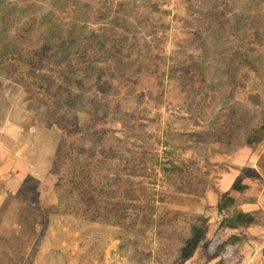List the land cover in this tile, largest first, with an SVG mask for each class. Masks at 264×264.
<instances>
[{"label": "rangeland", "instance_id": "1", "mask_svg": "<svg viewBox=\"0 0 264 264\" xmlns=\"http://www.w3.org/2000/svg\"><path fill=\"white\" fill-rule=\"evenodd\" d=\"M5 1L6 4L11 2L1 12L0 32L5 27L7 31H15L16 24L7 26L4 21L16 19L23 4H40L43 0ZM103 1L84 7L80 5L82 10L77 17L65 18L64 34L68 39L78 40L76 45L83 49L89 42L83 39V32L87 29L94 34L91 40H95L96 45L95 51L89 48L90 43L87 50H81L83 55L79 61H71L62 80L57 79L52 85V88L60 89L61 98L66 103L59 99L50 104L49 99L34 100L33 92L9 80L7 71L0 68V128L3 129L0 148L5 150L0 154L1 161L17 157L11 153L15 150L26 160L25 172L31 178L27 174L24 177L27 176L26 180L29 179L40 192V206L62 211L52 213L44 229L41 212L33 222L27 216L26 223L0 224L1 234L10 237V244L0 240V264H129L136 239L143 237L145 243L142 247L145 249L153 250L158 243L155 230L144 235L137 226L140 223L132 226L125 222L113 224L84 219L62 209L68 201L62 200L59 191L58 168L63 157L55 156L62 130L82 141L83 147L92 143L96 131L103 126L114 128L115 135L127 136V145L131 146L127 147L128 153L124 157L126 163L112 168L111 173L117 176V180L134 185L138 192L140 188L156 191V198L152 201L156 221L176 219L184 222L190 218L202 224L221 214L209 204L203 206L208 197L206 194L186 191L178 184L169 186L162 178L160 166L151 168L149 160L145 161L147 154L157 153L164 157L163 143L156 137H162L164 141L165 131L180 135L190 128L202 135V139H207L205 144L208 145L213 133L227 130L235 116L247 115L248 121L241 119L240 122L249 126L264 114V95L248 99L223 97L231 91L225 71L234 51L228 35L229 26L234 28L252 62L264 60V0H113L112 8L120 1H128L132 7L125 5L130 10H125L119 20L97 18L98 6ZM44 5L42 9L52 8L49 0H45ZM37 13L38 10L28 11L26 15ZM120 32L123 34L114 41L112 35ZM126 36L131 40L127 44L134 47L128 48L122 42L121 38ZM35 45H38L36 41L25 44V47ZM135 67L139 75L134 82L123 78L127 70H135ZM36 72L59 75L49 65H36ZM239 77L243 89L251 90L257 84L252 75L246 79L245 74ZM165 102L170 107L165 108ZM116 114L122 118H117ZM9 123L16 128L24 125L21 128L24 134L18 144L17 130L5 129ZM239 135L238 139L242 137ZM170 139L185 140L183 137ZM14 142L17 144L15 148ZM239 146L240 143L231 146L233 151L220 157L221 165L235 169L245 163V174H250L247 169L251 164L262 166L259 161L264 147L245 143V151L239 152ZM91 152H94L93 147ZM181 154L188 159L192 148L184 150L182 147ZM127 161L133 166L126 165ZM1 169L5 171L4 165ZM236 178L234 174L230 180L223 181V187L228 186L230 193ZM247 178L254 184L258 182L253 175L245 176V180ZM216 187L223 188L219 184ZM239 193L233 190V194ZM21 197L24 199L26 194ZM234 210L230 208L227 212L232 223ZM123 211L134 212L130 209ZM230 226L224 238L230 237V233L236 234L234 225L230 223ZM255 232L245 234L251 240H232L231 246L223 252L227 259L215 261L216 257L212 258L209 251L200 249L187 264H228L232 260L240 264H262L264 229ZM35 243L38 247L31 256Z\"/></svg>", "mask_w": 264, "mask_h": 264}, {"label": "trees", "instance_id": "2", "mask_svg": "<svg viewBox=\"0 0 264 264\" xmlns=\"http://www.w3.org/2000/svg\"><path fill=\"white\" fill-rule=\"evenodd\" d=\"M97 1L49 0L52 8L46 9H42L45 6V0L41 1L40 4H37V2L27 5L23 4L16 19L4 21V24L7 26H10L12 23L16 24L15 31H7V27H5V30L0 32V68L7 71V78L27 89V91L33 92L35 94L34 100L45 99L48 101L49 99L50 104L52 102L55 103L56 99H59V101L63 100L66 103L61 98L60 89H54L52 85L57 79L62 80L65 68L71 61H79L80 56L83 55L81 52L83 49L87 50L89 43V48L94 49V51L96 50V45L94 44L95 40H91L94 34L90 33L87 29L83 32V39H87L89 42L83 46V49L76 45L78 40L68 39L64 34L65 18L77 17L82 10L80 5L84 7L89 3ZM10 2L7 1L6 4L5 0H0V19L3 17L1 14L2 10L10 5ZM112 5L113 0H104L102 4H99L97 18L104 19L105 17H110L109 19L119 20L125 10H130L128 6L131 7L128 1H120L114 8H112ZM125 5L128 6L125 7ZM15 6L16 4L14 3L13 7ZM36 10H38L37 15H26L28 11L35 12ZM229 28L228 35L232 40L234 51L230 56V60L226 63L225 71L227 73V80L231 84V91L227 92L225 94L227 96L223 95V97L248 99L252 96H263L264 60L260 59L259 63L258 61L256 63L252 62L248 58L245 46L238 39L239 36L235 33L234 28L232 26H229ZM115 33L112 35V39L115 38L114 41L117 40L119 34L122 32L117 35ZM121 39L128 48L135 46L127 44L130 43L128 41H131L128 40V36ZM35 41L38 45L30 48L25 47V44ZM245 41L247 40L245 39ZM21 55H25L27 58ZM36 65H49L59 75L37 73ZM242 74H245V79L252 75L257 80V84L253 89L246 90L241 87L239 75ZM117 118L121 119L122 116L120 115ZM232 119L233 121L230 122L229 128L218 136V138L225 142V149L239 144L241 138L245 143H254L264 147V114L260 115L255 124L249 126L248 124L242 125L240 122L241 119L248 121L247 115H237ZM53 121L57 123L56 120ZM239 134L242 136L240 139H238ZM172 137H178V135L176 133L171 135L168 131H165V140L162 144V147H164V157L161 158L157 153L153 155L147 154L145 161L149 160L148 163L151 165V168L160 166L162 178L169 183V186L178 183L194 187H207L210 182L209 172L205 170H189L183 162L179 163L176 160L178 156L177 148L174 147L176 144L170 141ZM156 139L160 140L158 137ZM127 141V136L115 135L114 128L103 126L96 131L92 143L89 142V144L87 143L83 147L82 141L62 130L60 140L55 147V156H58V158L63 157L58 168V174L61 198L62 200L68 199L62 205V209L66 213H71L84 219L101 220L113 224L125 222L136 226L137 223H140L137 226L140 228H138L139 230L142 229L144 231V235L147 232L151 233L152 230H155L158 238L155 249L143 248L142 246L145 243L143 237L136 239L129 264H187L199 249L210 251L212 258L217 257L221 250L232 240L237 242L245 241L243 230L253 225H264V210L243 211L236 206L233 217L241 227V231L240 233L231 235L228 239L219 236L218 230L216 229L217 232L214 231L215 227H212L206 221L202 224L193 223L191 219H188L186 222L181 220L156 221L153 215L154 203L152 202L156 198V191L140 188V192H138L134 185L117 180V176L111 173L112 168H118L123 163H126L124 157L128 153L127 147L131 146L127 145L129 143ZM92 147L94 148L93 153L91 152ZM75 149L77 151H74ZM2 152L3 150H0V153ZM173 154L175 156H171ZM260 155L261 159L259 162L264 166V151ZM16 158L13 156V159ZM13 159H11L12 163L8 166L9 173L13 176L11 187H9L8 200L11 198L9 202L13 207L20 206L21 216H24L23 218L20 216V219H23V223L28 222L26 220L27 216L31 218L30 222L35 221L41 212L42 220L44 221L42 229H44L48 224L50 215L52 213H61L62 211H57L52 207L40 206V192L32 186L29 179L26 180V177L29 175L28 173L24 172L23 175L27 174L26 177L17 175L22 172L19 170L22 163L20 161L16 165L17 160ZM1 160L0 157V167L3 165L6 167L8 160ZM127 162L128 164L126 165H129V167L133 166L131 165V161ZM24 167V170L27 171V163H25ZM0 178L3 180L1 174ZM232 187L242 191L246 188V184L242 183V177L239 176L234 181ZM22 194H26L24 199L21 197ZM219 196L218 205L223 211H226L230 206L237 203V199L230 191L221 192ZM251 199L255 201L257 200V196H252ZM123 209H130L134 212L127 213ZM3 210L0 208V224L4 213ZM41 234H43V231ZM212 234L213 238L210 237ZM0 240L8 241V244H10V237L2 235L1 231ZM37 247L38 245L35 243L31 250V256L35 253L34 250ZM31 256L29 257L30 259ZM228 264L240 263L231 262Z\"/></svg>", "mask_w": 264, "mask_h": 264}, {"label": "crops", "instance_id": "3", "mask_svg": "<svg viewBox=\"0 0 264 264\" xmlns=\"http://www.w3.org/2000/svg\"><path fill=\"white\" fill-rule=\"evenodd\" d=\"M138 75H139V73L137 72V68L135 67V70H132V71L127 70V72L125 74H123V78L125 77V79L131 80L134 82L136 79V76H138ZM197 85L200 86L201 82L198 81ZM24 95H25V93H24ZM199 98H202V97L199 96ZM22 127H24V125H20L19 127L16 128V127L11 126L9 123V127L5 128L8 131H9V129H14V128H15V130H17V135H18V138L16 140L17 144L20 142L22 134H24L23 129H21ZM193 130H195V129H193ZM193 130H191L189 128V129H187L186 132H184V131L180 132V135H178V137H183L185 140H176V139H175V141H174V139L170 140V141L175 142V144H176V146H174L175 148H177L176 150L178 151V156H177L178 158L176 160L179 163L183 162V164L189 170H194V171L205 170V171L209 172L210 182H209V185L205 188L194 187V186H189V185H185V184H178V183L177 184L180 186L179 188H184L186 191H189V190L195 191L197 193H201V195L204 193V195L206 194L208 196L204 200L203 203L205 205H203V206L205 207L209 204L211 209L214 208V210L218 211L219 214H221V215L219 217L212 216L208 220H206V222L210 223L212 225V227H215L214 231H216V229L218 230L219 236L224 238L225 235L228 234L227 230H229V227L231 228L230 223L234 225L233 229L235 231H237L236 233H240L241 227L234 220V217H233L234 211L231 213L233 223L228 220V217H227L228 213H229L228 211L230 210V208L235 209V206L238 209L243 210V211H254L257 209L264 210V166H257V164H251V168L247 169V173H250L251 175H253L254 179H256L258 182L256 184H254L248 178L246 179L247 182H245L246 181L245 176H251L250 174H245V163H241L242 165H240L238 168H235V169H233L230 165H225V164L221 165V163H220V157L221 156H225V155L228 156L229 153L231 151H233V148L225 149L224 145H223L224 143L222 142L223 140L221 141V139L218 138V136L226 130L218 131L215 134L213 133L212 140L211 141L209 140L210 142L208 143V145H206L207 139L206 140L202 139L201 138L202 135L197 133V131L195 132ZM2 131H3V129L0 128V134L1 135L3 134ZM173 134H175V133H173ZM204 138H206L205 135H204ZM162 140H163V138L160 137V142L163 143ZM16 143L15 142L12 143V144H14L13 148H15V146L17 145ZM240 144H241V146H239L238 151L244 152L245 151V141L244 140L241 141ZM182 147L184 150L186 147L192 148L191 157L186 159L187 157H185L184 155L181 154L182 153ZM19 148H20V146H19ZM201 148H206V150H203ZM0 150H3V149L0 148ZM4 151L5 150H3V152ZM9 152H10V149H9ZM11 153L14 155L16 154V156H17L16 159H13V160H17L15 163L16 165L20 161L22 163V166L19 167V170L22 172H20L17 175L24 176L23 174L25 172V170H24L25 167H24L23 162L24 161L26 162V160L24 158H21L20 155L17 152H15V150H12ZM183 154H184V152H183ZM171 156H175V155L173 154ZM243 156H242V158H244ZM187 160H188V162H187ZM11 163H12V160L7 161V166L5 167V171H3L0 167V171H2V172H0V174H1V177H3V180L0 178V191L3 192V194L0 192L2 194V197H1L2 199H0V208L4 209L3 210L4 213L2 215L1 225H4V224L9 225L11 223H17V222L23 221V219H20V216H21V210L19 209L20 206L13 207L8 200V193L10 191L9 187H11V181L13 180V176L9 173V168H8V166ZM234 174L237 177H239V176L242 177V183L246 184V188H244L242 191H240V190L234 189L231 186V188H232V189H230L231 194L235 196V198L237 199V203L235 205L230 206L226 211H223V210L221 211L220 206L218 205V199L220 197L218 195V193L220 194L221 192L229 191L228 186L225 188L223 187V181L230 180L231 178H233ZM219 182H221V183H219ZM218 184H219V186H221L223 188L220 189V187H216V186H218ZM233 190L239 191L240 192L239 195L233 194ZM252 196H257V200L252 201V199H251ZM5 200H7V201H5ZM189 213H191V212H189ZM183 214L188 215L185 213H183ZM174 220H176V219H174ZM187 220L188 219H186L184 222H186ZM193 223H196V222L193 220ZM263 226L262 225H253V226H250L249 228H247L243 231L245 234H249L251 232L256 233L255 231H260V230L264 229ZM216 232H214V233H216ZM231 235H234V234L230 233L229 236H231ZM210 237L213 238L214 237L213 234ZM228 238H225V239H228ZM249 239L251 240L250 237H248V236L246 237V235H245V240L248 241ZM230 246L231 245H229V243H228L221 250L219 256H217L215 258V261H217L220 258L227 259L226 254L223 252H224V250L227 249V247L229 248ZM201 250H205V249H201ZM207 251L208 250H205V252H207ZM236 261H239V260L236 259ZM231 262H234V261L232 260V261H229L228 263H231Z\"/></svg>", "mask_w": 264, "mask_h": 264}, {"label": "built area", "instance_id": "4", "mask_svg": "<svg viewBox=\"0 0 264 264\" xmlns=\"http://www.w3.org/2000/svg\"><path fill=\"white\" fill-rule=\"evenodd\" d=\"M164 107L167 108V107H170V104L168 102H165L164 103Z\"/></svg>", "mask_w": 264, "mask_h": 264}]
</instances>
